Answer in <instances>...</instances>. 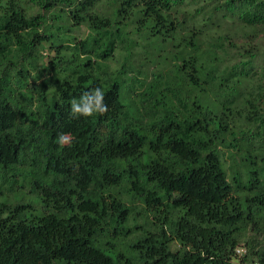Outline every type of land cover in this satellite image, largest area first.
Returning <instances> with one entry per match:
<instances>
[{"label":"trees","instance_id":"16d2710c","mask_svg":"<svg viewBox=\"0 0 264 264\" xmlns=\"http://www.w3.org/2000/svg\"><path fill=\"white\" fill-rule=\"evenodd\" d=\"M255 262L264 0H0V264Z\"/></svg>","mask_w":264,"mask_h":264},{"label":"clouds","instance_id":"9594fccd","mask_svg":"<svg viewBox=\"0 0 264 264\" xmlns=\"http://www.w3.org/2000/svg\"><path fill=\"white\" fill-rule=\"evenodd\" d=\"M103 99H104V91L102 90V88L97 87L93 89L91 92H85L81 97L80 102H77L76 100H73L71 102V115L73 117H79L81 115L85 117L93 116L96 114L103 115L108 111V107L106 104H104ZM59 139L61 144L67 142V137L64 134H61ZM241 248H244L246 252L247 247L243 245H240L237 248V252ZM235 260L237 261L238 259L236 258ZM254 264H259V263L255 262Z\"/></svg>","mask_w":264,"mask_h":264},{"label":"built area","instance_id":"2783aa9c","mask_svg":"<svg viewBox=\"0 0 264 264\" xmlns=\"http://www.w3.org/2000/svg\"><path fill=\"white\" fill-rule=\"evenodd\" d=\"M238 252L243 253V252H245V249L241 248V249L238 250Z\"/></svg>","mask_w":264,"mask_h":264}]
</instances>
